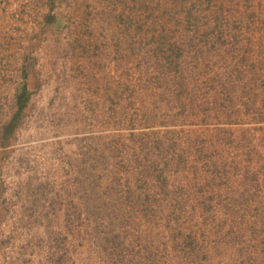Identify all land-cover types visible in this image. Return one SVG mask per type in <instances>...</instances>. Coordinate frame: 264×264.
Returning <instances> with one entry per match:
<instances>
[{"label":"rangeland","instance_id":"374dc122","mask_svg":"<svg viewBox=\"0 0 264 264\" xmlns=\"http://www.w3.org/2000/svg\"><path fill=\"white\" fill-rule=\"evenodd\" d=\"M0 264H264V0H0Z\"/></svg>","mask_w":264,"mask_h":264},{"label":"trees","instance_id":"16d2710c","mask_svg":"<svg viewBox=\"0 0 264 264\" xmlns=\"http://www.w3.org/2000/svg\"><path fill=\"white\" fill-rule=\"evenodd\" d=\"M22 93L25 94L26 93V87L24 86L23 87V90H22ZM22 95V94H21ZM21 97V96H20ZM25 101H22V97L20 98V102H19V107H18V110L19 112L22 110V108L24 107Z\"/></svg>","mask_w":264,"mask_h":264}]
</instances>
